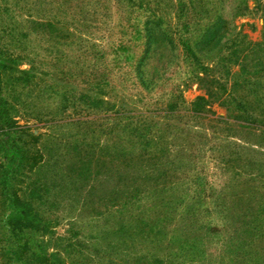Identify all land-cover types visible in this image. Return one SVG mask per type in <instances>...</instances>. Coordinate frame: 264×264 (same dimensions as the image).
I'll use <instances>...</instances> for the list:
<instances>
[{
  "label": "rangeland",
  "instance_id": "rangeland-1",
  "mask_svg": "<svg viewBox=\"0 0 264 264\" xmlns=\"http://www.w3.org/2000/svg\"><path fill=\"white\" fill-rule=\"evenodd\" d=\"M263 11L0 0V264H264Z\"/></svg>",
  "mask_w": 264,
  "mask_h": 264
},
{
  "label": "trees",
  "instance_id": "trees-1",
  "mask_svg": "<svg viewBox=\"0 0 264 264\" xmlns=\"http://www.w3.org/2000/svg\"><path fill=\"white\" fill-rule=\"evenodd\" d=\"M243 8L246 9L245 1ZM263 17H264V11H263ZM224 26L225 24H223L222 28H224ZM204 101H205L204 96L198 97L195 101H193L192 105H194L195 107L194 110L195 111L199 110L201 105L204 104ZM19 127L20 126L17 125V123L13 121L11 116L8 114L6 105L0 100V152L3 154V158L6 159L5 169L2 170L1 183H5L7 176H9L10 172L14 169V167L19 164L14 150L16 148V135L20 131ZM19 207L21 208L17 209L19 210L16 213L17 220L22 217V214L26 213L24 206L22 208V205L19 204ZM35 256L39 261L48 260V258H45V255H42L40 251H37L35 253Z\"/></svg>",
  "mask_w": 264,
  "mask_h": 264
}]
</instances>
